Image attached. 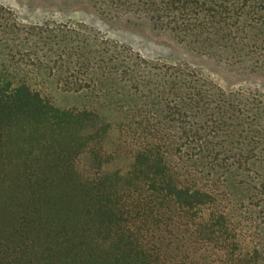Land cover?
I'll use <instances>...</instances> for the list:
<instances>
[{
  "label": "trees",
  "instance_id": "obj_1",
  "mask_svg": "<svg viewBox=\"0 0 264 264\" xmlns=\"http://www.w3.org/2000/svg\"><path fill=\"white\" fill-rule=\"evenodd\" d=\"M90 1L203 56L264 51L240 37L264 36V0ZM6 26L23 37L0 57V264H264L262 102L92 30ZM50 84L90 102L57 107Z\"/></svg>",
  "mask_w": 264,
  "mask_h": 264
},
{
  "label": "rangeland",
  "instance_id": "obj_2",
  "mask_svg": "<svg viewBox=\"0 0 264 264\" xmlns=\"http://www.w3.org/2000/svg\"><path fill=\"white\" fill-rule=\"evenodd\" d=\"M247 1L253 5V0ZM262 14L264 16L263 11ZM247 21L245 34L240 37L250 44L260 40L258 45L262 48L264 36L256 31L255 22ZM15 24L19 27L49 24L52 28L67 25L87 34L92 30L100 37L132 49L148 61L169 65L186 64L223 90L244 93L264 105V51L261 49L250 52L243 63H232L195 53L181 44L172 32L156 28L149 19L140 16L119 17L106 10L104 12L90 0H0V32L4 41L0 43V57L7 56L11 50L16 51L20 44L23 33L14 31L13 37L17 40H12V35L4 30L6 25ZM26 60L33 63L34 58ZM255 63H259V66ZM103 84L105 88L110 86L109 81ZM45 94L63 109H81L90 102L83 94L62 91L54 84L47 86ZM113 145L114 138L109 141V149H113ZM85 162L84 157L83 164ZM130 162L129 158L122 156L110 165V169L125 170Z\"/></svg>",
  "mask_w": 264,
  "mask_h": 264
}]
</instances>
